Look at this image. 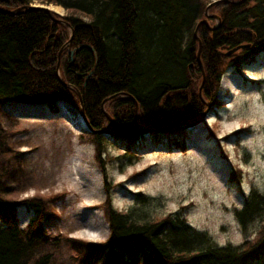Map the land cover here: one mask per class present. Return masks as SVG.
I'll use <instances>...</instances> for the list:
<instances>
[{"label": "trees", "instance_id": "16d2710c", "mask_svg": "<svg viewBox=\"0 0 264 264\" xmlns=\"http://www.w3.org/2000/svg\"><path fill=\"white\" fill-rule=\"evenodd\" d=\"M36 2L72 12L53 17L67 22L73 37L46 10L29 8ZM209 2L0 0V108L15 102L45 105L57 113L63 101L80 111V93L103 171L107 143L131 158L139 157L138 145L147 135L156 144L185 149L188 126L200 121L207 103L223 105L217 99L223 75L256 62L264 52V0L212 7L220 26L212 31L202 25L198 32L206 74L203 101L194 33ZM106 113L116 123L110 135L103 133L113 128ZM3 140L0 132V155L9 150ZM230 180L240 183V172ZM105 187L111 194L108 181ZM6 188L0 181V196ZM26 204L35 211L28 231L19 226V203L0 197V264H52L49 255L34 253L49 240L43 204ZM263 211L264 195L254 192L237 218L245 230ZM109 225L111 235L102 244L74 241L82 254L80 264H264V227L254 241L220 247L178 216L144 221L112 211Z\"/></svg>", "mask_w": 264, "mask_h": 264}, {"label": "rangeland", "instance_id": "374dc122", "mask_svg": "<svg viewBox=\"0 0 264 264\" xmlns=\"http://www.w3.org/2000/svg\"><path fill=\"white\" fill-rule=\"evenodd\" d=\"M50 6L54 10L56 5ZM57 7L64 16L72 14ZM217 24L208 21L210 27ZM199 95L203 98L201 86ZM217 99L223 105L212 106L203 121L188 129L185 149L156 144L147 135L138 145L139 157L131 158L107 143L104 171L96 161L92 134L87 127L79 130L73 114L62 113L61 104L57 113L45 105H2L0 132L9 150L0 155V181L8 187L0 197L19 203L24 231L35 217L26 202L43 204L49 240L39 243L35 255H49L52 264H80L82 254L74 241H108L112 211L144 221L183 217L220 247L257 239L264 211L245 230L237 212L254 192L264 195V52L255 63L229 69ZM239 172L241 182H231V175Z\"/></svg>", "mask_w": 264, "mask_h": 264}, {"label": "water", "instance_id": "95a60500", "mask_svg": "<svg viewBox=\"0 0 264 264\" xmlns=\"http://www.w3.org/2000/svg\"><path fill=\"white\" fill-rule=\"evenodd\" d=\"M245 1H246V0H242V1H239V2H238V1H232V0H215V1H212V2L207 6V9H206V12H205L206 19L201 20V21L198 23L194 35H195L196 40H197L198 43H199V48H198V62H199V64H200V67H201V70H202V74H203V82H202L201 87H203V84H204V82H205L206 74H205L204 66H203V63H202V60H201L202 41H201V39H200L199 36H198V32H199L200 27H201L202 25H206L210 30L214 31V30H216V29L220 26L221 19H220L217 15H214V14H208L209 10H211V8L214 7L215 5L220 4V3H222V2H224V3H230V4H241V3L245 2ZM50 5H51V4H50ZM50 5H43V6H33V5H31L29 8H36V7L42 8V9L46 10V11H47L52 17H53V14H54V13H55V14H58V15H60V16H64V15L58 13L57 11H54ZM1 10H2V9H0V11H1ZM209 18H215V19L217 20V23H218V24H217L216 26L210 27V26L208 25V19H209ZM53 19H55V18L53 17ZM55 21H57V22H59V23H61V24H64V25L68 26V27L71 29V34H72V37H73V35H74V31H73V29L69 26V24H68L67 22L62 21V20H58V19H55ZM72 37H71V38H72ZM71 40H72V39H71ZM71 40H70V42H71ZM70 42H69V43H70ZM69 43H68V44H69ZM244 46H245V45H244ZM244 46H240V47H238V48H236V49H233L232 51H230V52H228V53H226V54H227V55L233 54L234 52L239 51V50H240L241 48H243ZM60 56H61V53H60V55H59V60H58V69H60ZM79 97H80V101H81V110H80V111H81V116H82V118H83V120H84V122H85V124H86L87 130H88L90 133H92L93 130H92V128H91V126H90V124H89V122H88V119H87V117H86V115H85V113H84V106H83V102H82V100H81V95H80V93H79ZM114 97H116V96H114ZM114 97H113V98H114ZM202 99H203V98H202ZM134 102L137 104L136 100H134ZM211 107H212V104H211V103H207V110H206V112H207L208 110H210ZM137 109H138V107H137ZM206 112H205V114H206ZM106 114H107L108 118H109V119L112 121V123H113V129L111 130V131H113L114 128H115V124H116V123H115V120H112V119L110 118V116L108 115V113H106ZM205 114H204V115L202 116V118L200 119V122L204 120V116H205ZM200 122H199V123H200ZM192 126H193V125H190L189 127H192ZM103 133H105L106 135H110V134H111L110 131H105V132H103Z\"/></svg>", "mask_w": 264, "mask_h": 264}, {"label": "bare ground", "instance_id": "6f19581e", "mask_svg": "<svg viewBox=\"0 0 264 264\" xmlns=\"http://www.w3.org/2000/svg\"><path fill=\"white\" fill-rule=\"evenodd\" d=\"M53 8H54L55 11L61 12V8L60 7L54 6ZM224 85H226L225 81H224ZM232 92H234L233 88H232ZM60 104H61V108L60 109L62 110V113H65L66 115H70V113L73 114L72 118L74 119V124L76 125V127H78L79 130H85L86 129V125H85V122H84L82 116L80 114L76 115V113L72 110V108L68 104L62 103V102Z\"/></svg>", "mask_w": 264, "mask_h": 264}]
</instances>
